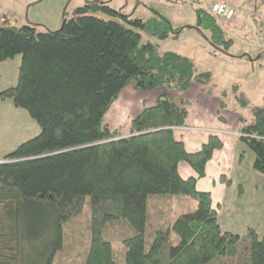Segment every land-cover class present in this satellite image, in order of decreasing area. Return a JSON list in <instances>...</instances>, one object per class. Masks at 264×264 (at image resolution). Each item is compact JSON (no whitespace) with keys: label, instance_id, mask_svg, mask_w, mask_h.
Segmentation results:
<instances>
[{"label":"trees","instance_id":"obj_1","mask_svg":"<svg viewBox=\"0 0 264 264\" xmlns=\"http://www.w3.org/2000/svg\"><path fill=\"white\" fill-rule=\"evenodd\" d=\"M108 2L66 10L56 31L38 24L0 27V63L22 55L17 84L0 91V102L12 99L41 127L0 160V264H32L37 243L45 244L41 264H71L78 252L67 225L84 211L81 264H119L115 242L124 264H264V239L254 229L244 236L222 230L211 192L197 189L222 139L211 135L189 152L175 135L187 124L188 103L169 99L168 92L182 94L194 83L210 91L212 72H199L186 55L160 53L136 29L100 17L121 16L148 28L149 22L129 19ZM201 11L205 28L229 46L216 18ZM132 82L168 92L144 106L124 133L104 118ZM240 121L238 137L264 177V107L254 108L253 121ZM181 162L197 176L184 178ZM176 195L196 199L197 210L173 218Z\"/></svg>","mask_w":264,"mask_h":264},{"label":"rangeland","instance_id":"obj_2","mask_svg":"<svg viewBox=\"0 0 264 264\" xmlns=\"http://www.w3.org/2000/svg\"><path fill=\"white\" fill-rule=\"evenodd\" d=\"M25 1L28 0H0V20H2L0 27L11 26L20 28L25 25L26 17L29 16L35 19L36 24L39 22L37 19L49 21L50 26L48 27L50 29L42 25L38 27L41 31L46 29V31H56L60 29L64 17L61 18L62 22L59 26H55L52 22L53 20H49V18H55L53 13H56L60 5H63L64 8L67 7L68 12L73 11L77 0H44L42 6L47 7V10L52 13V15L47 13L46 17L35 13L36 6L24 8ZM104 1H109L108 3L113 9L128 15L129 19H142L149 22V25L148 28H140L127 23L121 16L99 14L100 17L114 19L136 29L141 33L143 41H152L157 44L160 53L173 51L192 58L199 72L211 71L213 79L209 86L211 87L210 92L213 96L220 97L226 103L223 108L225 113L231 112L233 115L244 118L246 122H251L254 118V108L257 106L264 107V28L261 27L264 24L256 23L255 20L259 22L263 18L255 19L251 13V11L254 12L257 4H252V7L249 4H239L240 10L237 8V13L232 20L216 19L222 30L226 32L227 38L231 43L226 46L224 43H220L217 37L213 36L211 30L205 28V24L200 19L201 16L203 18L201 10L210 14L209 10L213 4L205 2V0ZM258 9H260L258 12L263 15L264 3L258 4ZM160 28L165 30L161 36H168L161 37L157 35V31ZM180 28H183V30L179 34L173 33ZM231 31L234 34H230L229 32ZM249 43H254L256 46L262 45L263 47L259 48L262 55L258 56L259 51L250 47ZM21 59L22 55H17L15 58L8 60L7 63H0V91L17 84ZM152 90H156L158 93L168 92L166 87ZM152 90L136 88L134 82H132L119 95L113 106L118 102V104L125 103L129 98L136 100L135 91L137 94H147L146 92ZM223 92H226V95H222ZM185 94V92L182 94L168 92V98L175 100L176 97H182ZM189 95L190 92L188 93ZM144 103L145 105H150L153 102L149 98ZM110 111L106 113L104 122L109 126H113V122L107 120ZM124 113H126L125 109ZM125 119H127L126 115H123L121 122H126L127 120ZM129 124L130 121L125 126L118 125V128H121V131L124 132L122 128L125 127V129L129 130ZM239 125H242L241 121H239ZM40 131L39 123L30 115L26 108L16 106L10 98L0 102V160L12 153L21 143L39 135ZM173 202L171 213L173 218H177L184 213L194 212L198 208V201L189 195H176ZM84 212V214L76 217L67 225L68 233L74 239V245L78 252L71 264H81V254L87 245L86 224L88 220L87 212ZM77 230H81V235L78 237L74 236ZM79 239L84 240L86 242L85 245H81ZM174 241V243L178 242L176 235ZM25 244L27 253H30L31 250L28 247V243L25 242ZM120 247L121 244L115 242L114 253L118 263L124 264L123 250ZM34 251L36 252L31 255H35L32 264H41L40 258L45 251V244L37 243Z\"/></svg>","mask_w":264,"mask_h":264},{"label":"crops","instance_id":"obj_3","mask_svg":"<svg viewBox=\"0 0 264 264\" xmlns=\"http://www.w3.org/2000/svg\"><path fill=\"white\" fill-rule=\"evenodd\" d=\"M43 1H25L24 8L36 6L35 13L37 15H42L43 17H46L47 13L52 15L47 10V7L42 6ZM86 1L89 0H77L74 4V10L82 6ZM217 1H223L234 6L236 8L235 15L239 4H249L250 7L253 6L252 4H257V7L255 5L254 12L251 11V13L255 19L263 18L259 22L255 20L256 23L260 25L264 24V14L261 15L258 12L260 10L258 9V4L264 3V0H205L208 3ZM66 10L67 7L64 8L63 5H60L56 13H53L55 18H49V20H53L52 22L55 26L61 25V18L64 17ZM26 18L25 25L36 24L35 19L29 16ZM37 20H39L37 24L40 26H50L47 20ZM0 23H2V20H0ZM261 27L264 28V25ZM48 28L50 29V27ZM229 33L234 34L232 31ZM248 34L247 36H249ZM244 37L247 39L246 36ZM248 45L259 51L258 56L262 55L260 52V49L263 47L262 45V47L256 46L254 43H249ZM1 63H7V61ZM131 92L134 94L132 90ZM189 92L190 95L188 96ZM146 93L137 94L135 91V95H137L136 100L129 98L125 103L118 104V102L115 106L113 104L107 117L108 121L113 122V126L110 125V127L118 129V125L125 126L144 106H149L145 105V100L150 98L153 102L150 105H153L159 96L162 95V93H158L156 90ZM185 93L184 96L176 97L175 99V101H187L189 111L187 124L184 127L175 129L177 139L185 143L186 149L189 152L198 151L211 135H218L224 143L223 149L216 151L211 161L207 164L205 177L198 179L197 189L199 191L211 192L213 206L217 209L218 221L222 230L244 236L249 229H254L264 239V177L253 169L254 153L238 137V132L241 128L239 125L241 117L233 115L231 112L225 113L223 108L226 106V103L222 102L220 97L213 96L201 84L194 83ZM124 109L126 113L123 114ZM123 115H126V122H121ZM122 129H124V133H128L125 127ZM179 171L184 178L197 176L195 170L186 162L179 164Z\"/></svg>","mask_w":264,"mask_h":264},{"label":"built area","instance_id":"obj_4","mask_svg":"<svg viewBox=\"0 0 264 264\" xmlns=\"http://www.w3.org/2000/svg\"><path fill=\"white\" fill-rule=\"evenodd\" d=\"M209 11L217 20H229L235 15L236 9L226 2L217 1L212 4Z\"/></svg>","mask_w":264,"mask_h":264}]
</instances>
